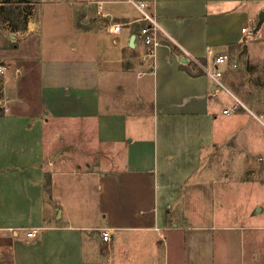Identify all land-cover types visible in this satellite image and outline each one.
I'll return each mask as SVG.
<instances>
[{
  "label": "crops",
  "instance_id": "obj_1",
  "mask_svg": "<svg viewBox=\"0 0 264 264\" xmlns=\"http://www.w3.org/2000/svg\"><path fill=\"white\" fill-rule=\"evenodd\" d=\"M140 2L159 25L161 44L150 58L139 34L147 25L139 21ZM36 6L25 31L9 35L17 36L12 48L0 46V57L36 59L42 109L35 124L22 123L29 119L22 113L0 123V224L9 232L12 264H112L117 236L158 238L159 231L180 264H264V226L251 224L257 220L244 215L238 224L214 226L212 217L205 220L212 224L197 226L191 214H171L173 205L194 206L202 197L213 171L201 163L230 138L223 111L239 102L223 92L225 73L216 83L180 56L204 63L213 50L228 54L225 72L237 67L231 55L251 48L253 40L241 35L247 23L256 25L264 0H36ZM113 23L122 25L117 35L107 30ZM48 124L55 134L45 138ZM57 131L64 145L86 147L93 185L47 166L46 155L59 151ZM107 229L110 244L100 238ZM33 230L37 237L26 239ZM203 231L210 233L200 244ZM170 251L163 264H172Z\"/></svg>",
  "mask_w": 264,
  "mask_h": 264
},
{
  "label": "rangeland",
  "instance_id": "obj_2",
  "mask_svg": "<svg viewBox=\"0 0 264 264\" xmlns=\"http://www.w3.org/2000/svg\"><path fill=\"white\" fill-rule=\"evenodd\" d=\"M28 1L29 3L20 4L19 8L25 15L32 16L36 12V0ZM4 7L9 6L4 4ZM258 22L259 18L256 19V25ZM247 25L249 29L241 37L246 41L252 39L253 44L248 50L238 47V55H231L237 67L225 72L224 78L225 95H230L231 91L239 100L226 106L229 114L224 116V119L230 121L232 134L224 145L211 150L207 159L201 163V170L213 172L202 182L204 191L198 202L191 206L183 200L171 207V214L178 217L182 213L191 214L198 221L189 222L197 226L212 224V221H205L212 217H214V226L234 225L238 224L239 217L244 215L249 216L250 221L257 220L251 224L264 226V24L259 29L256 25L254 27L253 24L247 23ZM6 33L7 36L4 37ZM21 33H12L0 27V46L10 50L17 36L10 41L9 35ZM4 53L8 54V51ZM35 60L24 62L6 54L0 57V61H3V65H0L3 71L0 73V112L3 116L5 115L0 123L8 121L6 118L22 113V116L29 117L22 123L35 124L36 117L42 114L40 102L36 96L39 70L36 69ZM196 69L200 68L196 67ZM56 133L57 139L62 138L57 144L59 151L58 154L46 155V159H53V166H47L51 170L52 167L56 170L63 169L73 178H84L86 186L93 185L94 159L82 152L86 147L79 146L78 141L64 142V145L63 135L58 131ZM52 134L55 132L51 130V125H46L45 138H49ZM64 158L69 161L64 162ZM60 163H63L65 168H58ZM225 173L230 175L232 179L230 183L224 182L223 179L227 177L224 176ZM234 180L241 181L242 186L235 185ZM177 222L183 223V221ZM4 226L5 223L0 224V264H12V249L9 238L6 236L9 232L2 229ZM260 231L264 237V230ZM207 233L210 231L198 232L200 244ZM129 235L128 241L122 236H117L119 241L112 248V264H150L151 258L163 264L164 255L170 251L165 241V232L159 231L158 238L155 232L146 234L129 232ZM159 241L163 244H159ZM179 255L178 251L176 253L170 251L168 256L170 262L180 264ZM255 262L258 263V261Z\"/></svg>",
  "mask_w": 264,
  "mask_h": 264
},
{
  "label": "built area",
  "instance_id": "obj_3",
  "mask_svg": "<svg viewBox=\"0 0 264 264\" xmlns=\"http://www.w3.org/2000/svg\"><path fill=\"white\" fill-rule=\"evenodd\" d=\"M137 8L141 11V17L139 18V21L146 22L147 25L144 26L139 34L142 37L143 44L147 47V53L144 58H150L154 55V50L158 46H160V40H159V25L151 14L147 13L145 11V3L140 2L137 4ZM98 13H101V9L99 7ZM104 15V14H102ZM121 24L113 23L108 25V32L111 35H117L121 31ZM246 29L243 28L242 32H244ZM182 63H193L196 67H199L201 70H203L213 81L218 83L220 81L225 73L224 71V65L229 62V56L226 53H218L213 50L207 51V60L204 63H201L199 60L189 59L184 57L183 55L180 56ZM233 67H236L234 64ZM2 67H0V73H3ZM224 114H228L229 110L226 109L223 111ZM53 160L47 161L48 166L53 165ZM111 230L107 229L101 232L100 238L101 241L110 244L112 242V235ZM38 231L33 230L26 233V239L32 240L37 237Z\"/></svg>",
  "mask_w": 264,
  "mask_h": 264
},
{
  "label": "trees",
  "instance_id": "obj_4",
  "mask_svg": "<svg viewBox=\"0 0 264 264\" xmlns=\"http://www.w3.org/2000/svg\"><path fill=\"white\" fill-rule=\"evenodd\" d=\"M29 3L28 0H0V27L9 30L12 33L24 32L26 24L31 14L25 15L24 11L19 8L20 4ZM8 4L9 7H4ZM13 46V45H12ZM0 112V116H2Z\"/></svg>",
  "mask_w": 264,
  "mask_h": 264
},
{
  "label": "water",
  "instance_id": "obj_5",
  "mask_svg": "<svg viewBox=\"0 0 264 264\" xmlns=\"http://www.w3.org/2000/svg\"><path fill=\"white\" fill-rule=\"evenodd\" d=\"M258 17H259V25L264 24V11H260ZM134 39H135V36L133 35V36H131V38H130V40H129V46H130L131 48L134 47ZM243 49H245V48H243Z\"/></svg>",
  "mask_w": 264,
  "mask_h": 264
}]
</instances>
